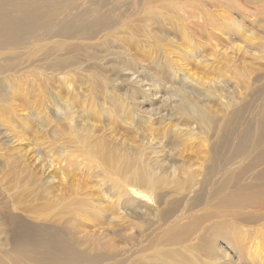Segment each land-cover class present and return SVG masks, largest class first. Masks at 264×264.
<instances>
[{
  "label": "bare ground",
  "instance_id": "bare-ground-1",
  "mask_svg": "<svg viewBox=\"0 0 264 264\" xmlns=\"http://www.w3.org/2000/svg\"><path fill=\"white\" fill-rule=\"evenodd\" d=\"M124 1L125 0H0V103H2L3 110L6 108L11 109V107H7L6 105H9V102L12 101V95L17 91L16 88L21 86L22 90L27 89L24 87L25 83H22L27 80L21 82L16 79L19 67H24L23 64H25V66L27 65L26 62H24L25 58H28V66L31 65L29 62H32L34 65L36 62L44 61V67L46 66V59L48 64L47 69H45L48 73L46 72L45 74L47 76L44 74L43 77L45 80H48L56 76H61L62 85L66 89L65 96L56 93V96L59 98H54L53 101H63V105H56L59 109L60 105L62 109L63 106H65L64 108L66 109V111H64L66 115H62L64 118L60 116L59 123L61 121L65 126H69V134L76 137L75 140L80 143V145L78 144L80 150H78L79 152L77 151L78 158L76 156L75 160L79 159L80 153L82 155L85 154L86 159H82V162H88L90 166L92 164V170L96 167L102 171L104 180L102 181L101 179V182H104V186H100L99 183L97 185L102 188L98 195L104 198L98 200V204H95L96 200L93 198H89V200L79 199L78 202L82 212L91 213L95 218L103 219L109 215L111 221H113L116 219H123L125 216L130 217L132 213L139 218H143V213L148 214L152 208L149 206L153 204L156 208V213L153 214H156V218L160 222H166L174 217V220L170 221L173 223L169 224L171 227H169L168 236L172 237L174 243H178L187 237V239H189L192 235L201 230L200 222H203L206 215L203 217H195L192 215L190 219L188 216L189 221L186 216L195 209L201 208L203 205L209 208L211 204L207 203L210 200H207L205 192L211 193L214 197L220 195L224 190L228 192H225L217 200V205H213L221 209L232 208L244 210L248 208L256 209L257 207L264 209V112L262 111L261 113L258 112L254 114V111L252 110V112L249 105L246 104L237 107V95L240 94L238 93L240 91V83L236 84V88L232 86L231 89L233 90L227 89L222 79H206V76L205 79L203 76L195 79L192 74L193 72L189 73L191 69L187 71V68H185V70L179 68L180 64L175 65L174 59L170 58L171 55L176 52L174 51L171 53L172 45L175 46L174 49H178V59L181 60V64L187 65L189 63L187 61L188 58H193L200 65L205 67L208 64L209 66V62L206 60L207 55L203 56L204 58L200 57L202 54L201 47L197 45L188 31L180 29L179 36H182V40L187 44L183 42L184 45L189 49L185 50V47L182 48L176 45L175 39L178 32L175 26H173V22L171 23L172 19H167L166 16L167 14H169L168 16H170V18L175 16L174 14L171 15L169 11H171L170 9H174L175 12L178 4L179 7H182L181 0H138L139 7L136 5L135 10H133L135 7L133 9L132 7L130 9L127 8L124 5ZM82 2L88 5L85 6ZM105 8L106 10H104ZM123 8H126V12L131 13L126 15L123 13ZM109 10L114 13L117 12V14L112 17L113 13L108 12ZM162 11H167V14H165L166 16H164ZM129 18L131 20L128 21ZM221 19L222 18H217V21H215L221 25ZM134 20L135 22H132ZM173 20L175 19L173 18ZM136 21H138L137 24L144 26L160 24V27L164 26L165 28L166 23L170 24L167 26L170 27V31H166V34L175 35L174 38L170 39L171 44L166 42L169 40L168 36L159 34L151 35L152 32L150 29H140ZM227 21L230 26L236 27L238 25L235 19H227ZM130 22L134 24L130 26ZM213 24H215V22ZM132 26L140 30L135 31ZM221 26H223V24ZM240 27L241 25L236 28L239 29ZM224 28H227V30L231 29L228 26ZM120 31L128 33L129 38L121 39L117 37ZM162 31L165 33L163 28ZM135 34L140 35L142 38L145 37L147 40V37H149V41L155 40L157 44L155 46L159 49L162 48L164 51V55H162L163 59L158 60L156 57L147 58L144 57L145 54L143 57H138V53L134 55L132 53L134 46L137 45V47L139 46V48H141L140 44L143 45L144 43L142 41L140 43L137 42V39H135L137 35L135 36ZM228 35L231 34L229 33ZM137 38L138 40L140 39L138 36ZM246 39L250 42L254 41L257 45L258 52L262 53V55H256L255 53L254 57L257 59H264V37L255 36L253 33L251 37H246ZM164 43H169L172 47H167V49ZM148 46L146 45L145 48H149ZM152 49L149 48L150 55L154 53V51L151 53ZM237 49L241 48L237 47ZM94 50L101 51V53L103 52V58L101 59L102 55L98 57ZM168 50L170 53H168ZM41 51L44 52L42 58L38 54ZM156 51L158 52V50ZM157 52L155 54H158ZM104 53L106 55H104ZM80 54L87 58H91L90 60L100 61V65L104 66L106 69L104 71L106 73H112V75L105 73L106 75H101V77L98 75L99 81L97 78L94 80V76L90 75V83L96 84L97 86L96 89L92 86L96 98L102 97L104 100V113L110 115L113 109H116L117 114L121 115L125 124L131 129H135L136 136H130L132 140V142L130 141L131 144H129V140L121 139L122 147L116 146V144L115 147H111L108 146L106 140L101 139L99 142L94 140L99 134L91 136V134H93L91 131H96L98 126L97 124L91 123L90 120L93 118L94 113L97 114L94 110V101L96 99L93 98L90 102V106L84 101L83 105L86 108L80 111L75 110V102L77 99L71 101L69 97H71V85H74L76 81L75 78L82 70L79 60ZM175 54V56H177V53ZM207 57H209V54ZM105 58L107 60L103 62ZM147 60H149L148 63L146 62ZM216 60H218V58ZM110 61L113 63L111 69L108 68ZM31 67L29 66V68ZM35 67L37 66L35 65ZM23 69L24 68H22V70ZM33 70L30 71L32 74L29 73V70L28 72L26 71V73L30 75L28 78L34 76ZM35 70L38 72L41 68ZM37 72L36 74H38ZM93 72L96 73V71ZM128 72H131L132 75L130 73L131 76H129ZM22 73L20 75H22ZM98 73L99 72H97V74ZM240 73L238 74L240 75ZM136 74H139V76L135 78ZM49 75H51V77H49ZM224 75L222 74L221 77ZM211 76L213 77V75ZM235 76L232 78H235ZM25 79H27L26 76ZM249 79L251 78L247 76L244 81L246 82ZM234 80L236 82V79ZM46 81L45 86L48 87ZM252 81L255 85V82L261 81V77H255ZM21 83L24 86H22ZM169 83H174L173 85L176 86V89L173 90L172 86H167ZM160 86L163 87L162 89H165L166 93H164L166 95L163 94L164 96H161V107L153 108L150 101H154L153 99L156 100L157 97L159 99L160 96L158 95H160V91L158 87ZM23 87L25 89H23ZM195 87H200L201 89L199 88L200 90H197ZM250 87H252L251 84ZM50 88L48 87V89ZM125 89L126 91L122 93V90ZM32 91L30 90V92ZM244 91L246 92L245 89ZM152 92L153 95L151 94ZM245 96L246 94H244V97ZM225 98H227V101H224ZM96 101L99 103L98 100ZM250 101H252V99ZM216 103L221 105L219 109H214ZM262 109H264V107ZM221 113L224 114V116H221ZM247 113H250L251 116H248ZM47 115L48 113L46 114L45 112L46 127L48 126L47 128H49L52 121L48 119L49 116L47 117ZM109 115L107 116L109 117ZM146 116L149 117L148 121L144 120ZM103 117L105 118V116ZM93 119L95 120V118ZM93 119L91 121H94ZM112 120L114 119L111 118L110 121ZM156 121L165 123V125H160V127L156 126ZM94 122L96 123V121ZM147 123L148 125L144 127V129H141V126ZM87 126H90V128L88 129ZM111 127L112 126L109 128L110 131L112 130ZM94 128L96 129L94 130ZM82 129H86V134L80 136L79 130L82 131ZM138 131L141 132L138 133ZM96 132L98 133L99 131ZM103 135L105 136L104 139H106V135ZM199 135L205 136L202 146L206 151V161L208 163L206 166L208 167L205 166L202 168L205 176L201 172L204 179L200 183L197 180L200 185L197 191L195 189V187L198 186V184L195 183L196 181H189V189L192 190V192L195 191V195L192 193L194 197L192 199L188 198L187 204L189 207L184 208V211L181 212L179 210L183 202L178 199L175 201H171L170 199V201L167 200L166 190L164 191V189L171 184L169 178L176 179L181 174L183 175V173L192 174V172H190L191 169H186L187 167L184 168L182 165L183 163L181 167L171 161L177 160L182 156L186 148L184 146L186 140H195L196 136ZM62 136L64 138V134L60 136L61 139ZM104 136H102V138ZM142 136L143 138H141ZM108 138L110 139V137ZM116 138H118V136ZM59 139L60 138H58V140ZM68 139L69 138L65 139V141H68ZM91 139L93 141H90ZM143 139H146L147 142L145 143ZM54 145L52 140V144L48 145L49 150L46 152L47 156L45 157L48 160L49 158L51 159V161H49L50 165L47 164L49 168L54 167L55 170L59 171V168H61L63 164L61 167L56 168V159L53 157ZM59 149L61 155V152H63L62 150L65 149L63 147ZM63 154L62 156H64ZM153 154H155L156 157H153ZM73 155L74 154L70 153L68 157H74ZM82 155L80 157H82ZM176 156H178V158H176ZM166 158L167 160L165 161ZM182 158L184 157L182 156ZM71 165L78 169L77 173L79 169H81V165L77 164L75 161H71L68 167ZM63 168H65V166ZM67 169L65 171L66 174L74 173L73 171L70 173L67 172ZM42 170L41 172L43 173L44 169ZM94 171L97 172L99 170L95 169ZM60 172L62 174V180H65L67 175L64 171ZM199 173L200 172H198V175ZM44 174V192L50 194L55 178L51 174H48V177L46 176V167ZM89 176L88 174V177ZM246 176H251V181L240 185L239 183ZM79 185L81 184H76L77 188ZM234 185H236L234 187L235 189L232 188ZM180 186L182 187L183 185ZM209 186H213V188L210 189ZM61 191L62 190L58 187L55 189V192L60 193ZM171 195L173 194H170V196ZM106 197L109 202L106 201ZM111 199L113 201H110ZM8 205L9 204H6V206ZM6 206L4 207L6 208ZM85 206H88V209H84ZM179 212H181V214L176 216ZM236 214L240 217L242 222H253L255 219L257 220L258 216L256 212L248 211L247 213L239 212ZM136 216H134V218L137 219ZM79 217L82 216L79 215ZM8 221L9 229L0 228V235L3 236L9 244L8 246L11 252L22 255L30 264H102L104 262L102 259H99L100 256L90 255L78 249V246L73 244L66 236V233L61 230L62 228L59 229L49 223L29 222V220L15 213L9 214ZM181 222L191 223L183 224ZM218 229V226L214 228V231L217 233L214 235L217 238L220 236ZM205 233L206 232L196 237L197 239L194 245L186 247L192 254L191 258H188L186 255L176 254L175 251H173V253H166L165 256L161 254L159 256L156 255L155 257L160 258L159 264H243L241 261H236L235 257L231 255L230 252L222 250L220 247L214 250L211 246L212 244H209L210 236ZM228 237L230 238L229 241L233 242L238 246L239 250L243 252H239L242 257L247 258L252 264H264L263 229L258 230V237L251 248H246L244 245L240 248L239 243H237L233 237ZM234 244H231L233 248ZM202 251L205 253V256L199 260V253ZM177 257H180V259H177ZM146 263L147 262L143 264Z\"/></svg>",
  "mask_w": 264,
  "mask_h": 264
},
{
  "label": "rangeland",
  "instance_id": "rangeland-1",
  "mask_svg": "<svg viewBox=\"0 0 264 264\" xmlns=\"http://www.w3.org/2000/svg\"><path fill=\"white\" fill-rule=\"evenodd\" d=\"M125 1L127 4L125 3ZM125 1H124V5L129 9L131 7L133 9L135 7L133 9L135 10L136 5L137 7H139L138 0H125ZM181 4L182 7L181 6L179 7L178 4L175 12L174 9H170L171 11H169V13L171 15L174 14L175 15L174 17L170 18V16H168L169 14H167V11H162L164 16H166L165 14H167L166 16L167 19H172L171 23L173 22L172 24L173 26H175L176 31L178 32L175 39L176 45H179V47L182 48L185 47L184 48L185 50L189 49L186 48L187 44L185 41L182 40V36H179L180 29H183L184 31H188L189 34L192 36L193 40L197 43V45L198 46L200 45L201 47L202 54L200 55V57L204 58L203 56L205 55L208 56L209 54V57L206 56L207 58L206 60L209 62V66L207 64L204 67L203 65H200L197 61H195V59L193 58L190 59L188 58L187 61L189 63L187 65L181 64V60L178 59L179 58L178 56L179 53L177 51L178 49H174L175 47L174 45H172L173 47L169 45L170 39L174 38L175 36L173 34H168V33L166 34V31L167 32L170 31L169 29L170 27H167L170 24L166 23V28L164 26L160 27V24H152L151 26H144L141 24H137L138 21H136V24L137 26H140L139 28L142 30L150 29L152 32L151 35L159 34L169 37V40L166 41L169 43L167 44L164 43V45L166 46L164 47L165 48L172 47L171 53L176 51L175 53H177V56H175L176 54L174 53L171 55L170 58L174 59L172 60L174 61L175 65L180 64L179 68L181 69L183 68L184 70L185 68H187V71L188 70L190 71L191 69L189 73L193 72L192 74L195 79L200 78L201 76H203L204 79L205 76L206 79L207 78L218 79V80L222 79L223 83L225 82L227 89H231L232 86L233 88H236L237 87L236 84L240 83L239 84L240 91L238 92L240 94L237 95L238 96L237 107L242 106V104L243 105L246 104L249 105L251 111L252 110L254 111V114H257L258 112L261 113L262 111L264 112V109H262L264 107V59L263 58L257 59L254 57L255 53L256 55H262V53L258 52L257 45L254 41L250 42L247 41L246 39V37L248 38L251 37L253 33L255 34V36L264 37V0H181ZM83 5L87 6L88 4L84 2ZM104 10H106V8ZM123 10H124L123 13H125L126 15H129L128 13H131V12H126V8H123ZM108 12H111V10H109ZM111 13H113L112 17L117 14V12L115 13L111 12ZM173 18L175 20H173ZM217 18H222L221 25L223 24V26H221L216 22ZM227 19L230 20L235 19V21L238 22V25L236 27L241 25V27L239 28L240 30L235 26H230ZM129 20L131 19L129 18L128 21ZM213 21L215 22V24H213L214 23ZM132 22H135V20ZM132 24L134 23L130 22V26ZM225 25H227L231 29L227 30V28H224L227 27ZM211 26H213L214 28ZM132 27L133 29H135L134 26ZM187 27L189 28V30ZM139 28L135 29V31L140 30ZM162 28L163 30H165V33L162 31ZM229 33L231 35H228ZM119 34L117 37L121 39L127 37L129 38L128 36L129 34L125 33V31L123 32L120 31ZM136 35L137 34H135V36ZM137 36L140 37L139 40ZM137 36L135 37V39H137L136 41L139 43L141 41L144 42L143 43L144 46L140 44L141 48H139V46L137 47V45H135L133 48L134 50L132 49L133 52L131 51L134 55L135 53L136 54L138 53L137 54L138 57L141 56L143 57L145 54L144 57L147 58L156 57L158 60L163 59L162 55H164V51L162 50V48L159 49L157 48V46H155L157 45L155 43V40L149 41V37H147L148 38L147 40L145 37L142 38L140 35ZM183 42H185L186 45H184ZM146 45L147 46L150 45L148 46L149 48L156 49L158 50V52L152 49L151 53L153 51L154 53L150 55L149 48H145ZM237 47H240L241 49H237ZM94 51L98 57H100L103 53L97 50ZM140 51L143 53H141ZM156 52L158 54H155ZM40 53L38 54L42 58L44 52L41 51ZM168 53H170L169 50ZM104 55L106 54L104 53ZM79 56H80L79 60L81 62L82 70L75 78L76 81L74 82V85H71L70 88L71 97H69L71 101H73V99H77L75 102V110L80 111L82 109H85L86 107H84L83 105L84 101H86L90 106V102L93 100V98L98 100L99 103H97L96 100L94 101V110L98 115L94 113L93 118H95V120L92 118L94 121H96V123L94 121H91L92 119L90 120V122L94 123L95 125L97 124L98 128L96 127L97 129L94 128V130L96 129V131L99 132L97 133L96 131L94 132L91 131L93 133L91 134V136H93L94 134H95L94 136H96V134L97 135L99 134V136H96V139L94 140L96 142H99V140L101 139L106 140L108 146L111 147H115V144L116 146L122 147L121 139L129 140V144H131L132 140L130 136L131 137L136 136L135 129H131L129 126L125 124L121 115L117 114L116 109H113V112L110 115L107 114L109 115V117L104 113L103 110L104 100L102 99V97L96 98L95 94L93 93L92 86L94 87V89H96L97 86L96 84L90 83V79H89V77H91L90 75L94 76L95 78V79L93 78L94 80H96V78L98 80L99 77H101V75H106V74L112 75V73L109 72L106 73L104 71L106 69L104 66L100 65L101 64L100 61L90 60L91 58H87L82 54H80ZM102 58L103 55L101 56V59ZM217 58L218 60H216ZM27 60L28 58H25L24 60V62H26L27 64L26 66L25 64H23L24 67L23 66L19 67L18 71L20 73L18 72V75L20 77L17 75L16 79L20 80L21 82L27 80L28 81V82L26 81L27 83L22 82L25 83L24 84L25 86L22 83L21 84L28 90L25 89L24 87L23 89L25 90H22L21 86L16 88L17 91L15 94L12 95L13 96L12 101L9 102L10 106L6 105L7 107H11V109L6 108L5 110H3L2 103H0V226H1L0 228L7 230L9 229L8 218H9V214L12 213L22 216L23 218L29 220V222L52 224L58 227L59 229L62 228L61 230H63L66 233V236L71 242H73V244L78 246V249L90 255L93 254L100 256L99 259H102L104 261L102 264H143L145 262H147L146 264H155V263L159 264L160 258L155 257L156 255L159 256L161 254L165 256L166 253L168 252L173 253V251H175L176 254L186 255L188 258H191L192 254L189 250L186 249V247L194 245L197 239L196 237L197 236L199 237L201 234L206 232L205 234H208L210 236L209 244H212L211 246L214 248V250L220 247V249L230 252L231 255L235 257L236 261H241L243 264H252L247 258L241 256V254L239 253L241 252V250H239L238 246H236L233 242L229 241L230 238L228 236L233 237V239L237 243H239L240 248L242 245H244L246 248H251L258 237V230L261 229L264 230V209L257 207L256 209L248 208L244 210H236L232 208L221 209L218 208L217 206H213L214 204L217 205V200L226 192L225 190L220 195L215 197L212 196L211 193L205 192L207 200H210L207 202L211 204L209 208H206V206L203 205L201 208L195 209L193 212H190L191 214L189 213L186 216L187 220L189 221L192 215H194L195 217H199V216L203 217L206 215L203 222H200L201 230L199 232H196V229L194 227L196 233L192 235L189 239H187L188 238L187 237L186 239L178 243H174L172 237L168 236V230L169 227H171V225L169 226V224L173 223L170 221L174 220V217L170 218L166 222H162V221L160 222L156 218V214H153L156 213L155 210L156 208L155 205L153 204L149 206L152 208L150 209L148 214L143 213L144 214L143 218H139L132 213L130 217L125 216L123 217V219H116L111 221L109 215L107 214H106L107 217L100 219V218H95V216H93L91 213L82 212L81 208L78 205L79 199L89 200V198H93L94 200H96L95 204H98V200H102L104 198V197H100L101 195H98L102 190L100 186L101 185L104 186V182H101V179L102 181L104 180L102 176V171H100L99 168L95 167L96 170H99L96 172L94 171L95 169L92 170V164L90 166L88 162L85 161L82 162V159L84 158L86 159L85 154L82 155L80 153L79 159L75 160L76 156L78 158L77 151L80 150V146H79L80 143L75 140L76 137L69 134L68 132V130L70 129L69 126H65L64 123H61V121L59 123L60 116L66 115V112H64L66 111V109L64 108L65 106H63L62 109L61 105L64 104L63 101L58 102L53 100L54 98L58 97L56 96L57 94H60L62 96H65L66 94V89L62 85L61 76H56L53 79L51 78L48 80L46 79L47 80L46 81L43 76L46 72L48 73V71L46 70L48 61H46L45 59V65H46L45 67L43 64L44 61L36 62L34 63V65L32 62H29V64H31L29 66L30 67L32 66L31 68H29ZM104 60L106 61L107 59L106 58L103 59V62H105ZM148 61L149 60H147L146 62L148 63ZM35 65L37 67H35ZM38 65L41 68V70H38L37 72L35 69H40ZM96 66H101V67H96ZM112 67H113V63H111L110 61V63L108 64V68L111 69ZM22 68L24 69L22 70ZM28 70L29 73L31 70H33L34 76L28 78V76H30L28 73H26V71L28 72ZM42 70L43 72L45 70V72L43 73ZM93 71H96V73ZM36 72L38 74H36ZM97 72L99 73L97 74ZM21 73L22 75H20ZM130 73L131 72H128L129 76L132 75V73L131 75ZM238 73H240V75ZM30 74H32V72ZM220 74L221 75L225 74L223 76L224 79L223 77H221ZM211 75H213V77ZM233 75L234 76L236 75L235 78H232L234 77ZM25 76L27 79H25ZM45 76L47 75L45 74ZM137 76H139V74H136L135 78ZM245 76L246 77L248 76L251 79L245 82L244 81L246 79ZM49 77H51V75H49ZM255 77H261L260 82H255L256 87L252 81V79H254ZM234 79H236V82ZM45 81L47 82L48 87L49 88L51 87L50 88L51 91L50 89H48V87L45 86ZM173 84L174 83H169L167 84V86H172L173 90H175L176 86ZM250 84L252 87H250ZM162 88L163 87L161 86L158 87V90L160 91V95H158L160 96L159 99L157 97L158 100L153 99L154 101H150V103L153 105V108L161 107V100H162L161 96L166 95L165 89ZM195 88L197 90L201 89L200 87H195ZM244 89L246 90L247 93L244 91ZM26 90L29 92H27ZM30 90L33 91L30 92ZM125 91L126 89L122 90V93ZM151 94L153 95V92ZM244 94H246L245 97ZM250 98L252 99V101H250L251 100ZM224 101H227V98H225ZM58 104H61L59 106L60 109L57 108L56 106ZM215 106L216 107H214V109L215 108L219 109L221 107V105H218V103H216ZM45 112L46 114L48 113L47 115V117L49 116L48 119L52 121L49 125V128H47L48 126L46 127L47 123L45 121ZM247 115L251 116L250 113H247ZM64 116H62L61 118H64ZM103 116H105V118ZM221 116H224V114H222ZM109 118L110 119L112 118L114 120L110 121ZM148 119H149L148 116L144 117L145 121H148ZM156 122H157L156 126L160 127V125H165V123H161L160 121H156ZM147 125L148 123L143 124L141 126V129H144V127H146ZM110 126L113 127V128L111 127L112 129L111 131L109 130ZM87 127L88 129L90 128V126ZM100 130H101V134L103 133L106 135V139H104L105 136L103 134L102 135L100 134ZM160 131L163 132L162 130ZM79 132H80V136H83L86 134V129L85 130L82 129V131L79 130ZM140 132L138 131V133ZM63 134L65 139L69 138L70 140L68 139V141L67 140L65 141L63 136L61 139L60 136ZM102 136L104 137L102 138ZM117 136L119 139L116 138ZM108 137H110V139ZM58 138L60 139L58 140ZM141 138H143V136ZM196 138L195 140L185 141L184 146L186 148L184 153H182V156L184 158H182V156H180L179 158L178 156H176V158L178 159L171 161L172 163H175L176 165H180V166L183 163L182 165L184 166V168L187 167L186 169H191L190 172H192V174L183 173V175L181 174L179 176L180 178L179 177H177L176 179L169 178V182L171 184H169L167 187H169L170 189L167 187L164 189V191L166 190L165 193L167 200L170 199L171 201H175L178 199L181 200V202H183L181 203L182 207L179 210L181 212L184 211V208L189 207V205L187 204L189 200L188 198L192 199L195 195L194 193L195 191L192 192V190L189 189V183L191 181L194 182L196 181L195 183L197 184L198 182L199 183L202 182V180L204 179L203 175L205 176V173L202 168L208 165L206 161V154H205L206 151L202 146V143L204 141L203 139L205 138V136L199 135L196 136ZM52 140H53V144H55L53 146V150H54L53 157L54 159H56L55 161L57 163L56 168L61 167V165L63 164L62 167L59 168V171L55 170L54 167L49 168L50 165L49 161H51V159L49 158L48 160L45 157L47 156L46 152H48L49 150L48 145L52 144ZM48 141L50 142V144ZM90 141L93 140L91 139ZM143 141H145V143L147 142L146 139H143ZM65 144H67L68 146ZM59 146L65 149L62 150L64 154L63 152H61L64 156H62V154L60 155ZM70 153L74 154L73 155L74 157L71 158L68 157V154ZM81 155L82 157H80ZM152 156L156 157L155 154H153ZM166 160L167 158L165 159V161ZM71 161H75L77 162V164L81 165L80 166L81 169H79L78 173H77L78 169L73 167V165L68 167ZM64 166L65 168H63ZM45 167H46V176L48 177V174H51L55 178L54 184L52 183L53 185L51 187L52 189L50 190V194L44 192ZM42 169H44L43 173L41 172L43 171ZM66 169L68 170L67 172L70 173L71 171H73L75 174L73 172H72L73 174H68V173L66 174L65 173ZM60 171L62 172L64 171V173L67 175L65 180L68 184L65 182V180H62L61 177L62 174ZM197 171L200 172L199 175ZM201 172L203 175L201 174ZM88 174L90 175L89 177ZM180 179H182L183 181ZM251 179H252L251 176H246L239 184L240 185L243 183L246 184L250 182ZM185 181H186V185H185ZM63 183H65L66 185ZM78 183H80L81 185H79V187L77 188L76 184ZM98 183L100 186L97 185ZM180 185L183 186L181 187ZM235 186L236 185H234L232 188H234ZM57 187L62 190L60 193L55 192V189H57ZM209 187L210 189L213 188V186L212 187L209 186ZM199 188L200 185L198 184V186L195 187L196 191ZM187 191H189L190 193ZM170 194L173 195L170 196ZM12 200L15 202H13ZM106 201H107V197H106ZM110 201L113 200L111 199ZM6 204L9 205L6 206ZM4 206H6V208ZM84 209H88V206H85ZM247 211L256 212V214L258 215L257 220L255 219L253 222H242L240 220V217H238L236 213L239 212L247 213ZM181 212H179V214L177 213L178 215L176 214V216H179ZM79 215H81L82 217H79ZM134 216H136L137 219L134 218ZM181 223L190 224L191 222H181ZM217 226L221 230L220 232V230L218 229L220 235L218 238L215 237L214 235L217 234L214 231V228H217ZM231 244L232 245L234 244L235 249L231 246ZM8 245L9 244L7 243L5 238L0 235V260H1L0 263L3 262L2 264H6V263L30 264V262L26 260L22 255L11 252V250H9L10 248ZM204 256L205 253L203 251L199 253V260ZM177 259H180V257H177Z\"/></svg>",
  "mask_w": 264,
  "mask_h": 264
}]
</instances>
